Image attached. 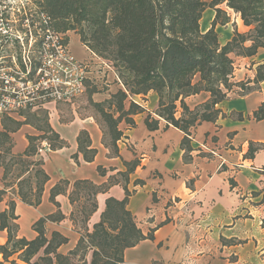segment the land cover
Segmentation results:
<instances>
[{"label": "crops", "instance_id": "obj_1", "mask_svg": "<svg viewBox=\"0 0 264 264\" xmlns=\"http://www.w3.org/2000/svg\"><path fill=\"white\" fill-rule=\"evenodd\" d=\"M220 7L226 9L225 6ZM226 11L229 22L215 26L220 45L231 39L236 27L240 33L248 29L238 14ZM214 17V9H205L200 20L202 33L211 28ZM82 46L91 56L88 61L101 63V58ZM232 58L231 79L234 82L247 81L244 84L246 90L235 87L216 105L220 114L214 122H201L191 130L189 153L181 147L184 133L171 125L165 128L166 122L155 114L158 96L154 92L131 97L144 111L132 117L134 127L125 122L119 124L123 137L117 143V156L111 155L104 147L98 124L78 104H58L51 106L49 111L31 112H45L49 126L66 144L35 157L42 158V169L49 177L37 206L22 202L17 194L18 182L29 172L14 182L8 181L11 184L5 187L4 169L0 166V190L5 191L0 201V214L8 209L10 201H14L17 237L34 239L37 233L33 224L59 211L64 219L46 221L45 231L48 238L53 231L68 238V242L58 249L60 253L67 254L81 236L73 231L70 220L73 206L69 202V194L73 183L90 180L103 185L112 178L114 182L107 192L96 195L97 210L87 222L89 231L99 221L105 200L108 197L124 199L126 187L129 193L126 208L135 217L143 235H153V240L145 239L127 248L123 264H264V113L261 119L254 115L264 104V79L257 84L253 82L258 66L264 65V50L259 49L252 57L233 55ZM102 66V73L93 66L89 75V78L99 80L97 87L106 86L105 90L92 95L94 102H102L122 88L111 65L104 63ZM104 73L108 79L106 83L101 80ZM209 98L208 93L201 92L185 98L184 102L193 109ZM179 113L178 108L177 116ZM147 114L159 121L157 130L146 128L144 119ZM5 117L7 121L23 122L25 119L21 114L0 116V132L4 130L2 120ZM82 130L89 135L90 148L96 150L91 162H86L77 149V136ZM9 134L11 152L16 155L26 150L29 136H39L42 132L32 122L21 124ZM250 147L252 153H249ZM74 154L77 155L76 160L72 158ZM133 160L139 163L126 179L122 175L127 170L125 163ZM98 167L105 170V175L98 172ZM61 180H67L69 185L65 193L54 198L59 205L56 206L49 199L50 190ZM137 180L142 183H136ZM31 185L34 191V179H31ZM6 240L7 231L0 230V245Z\"/></svg>", "mask_w": 264, "mask_h": 264}, {"label": "trees", "instance_id": "obj_2", "mask_svg": "<svg viewBox=\"0 0 264 264\" xmlns=\"http://www.w3.org/2000/svg\"><path fill=\"white\" fill-rule=\"evenodd\" d=\"M38 11L47 20V27L57 33L66 35L73 32L80 42L95 56L106 60L117 74V89L102 102H94L92 95L100 92L97 86H86V96L92 117L102 132V144L111 155L117 156V143L123 137L119 124L125 122L134 127L133 116L142 113L143 108L131 100V97L145 96L154 92L158 96L155 114L169 125L184 133L181 147L185 153L191 151L189 136L191 130L201 122H214L220 114L216 105L222 102L235 84L231 81L233 58L252 57L259 49L264 50V0H34ZM227 10L238 14L243 25L250 28L247 33L234 29L233 36L224 45H220L215 31L217 24L229 22ZM215 10L211 28L200 31V20L205 9ZM67 42L68 38L65 36ZM264 79V65L257 68L253 80L255 84ZM242 91L244 85L239 87ZM84 92V93H85ZM206 92L209 100L190 109L184 99ZM178 108L180 115L177 116ZM86 109V108H85ZM30 111L21 112L23 122L12 119L2 120L3 131L0 132V166L4 169L5 187L12 180L29 172V175L17 184L19 199L31 206L40 203L44 184L49 177L42 169V158H35L37 145L47 140L51 150L60 149L65 142L53 131L47 121V114ZM264 104L255 112V118L261 119ZM43 119V120H42ZM42 132L39 136H29V145L21 154H12L11 132L23 123H32ZM158 120L150 114L144 119L150 131L158 129ZM90 138L86 131L77 136L78 152L86 162L93 161L96 150L90 148ZM253 152L252 147L249 153ZM77 159V155H72ZM185 155V160H186ZM8 159V160H7ZM139 161L125 163L127 175L134 171ZM17 167H14V166ZM31 169V171H30ZM98 172L105 175V170L98 167ZM32 173V175H31ZM31 179H34L33 191ZM96 185L90 180H78L73 183L69 202L73 206L82 199L79 213L85 224L84 234L79 237L76 246L67 254L58 251L68 242V238L53 231L48 238L45 231L46 221H61V212L40 218L33 224L37 233L32 240L17 237L14 224L15 203L10 201L8 209L0 214V230L7 231L5 244L0 245L2 262L8 264H77L75 257H86L84 264H123V254L127 248L134 247L140 241L153 240V235H143L137 227L135 217L126 208L129 193L124 187L125 198L117 200L108 197L100 219L87 228L90 216L97 210L96 195L105 193L113 184ZM136 183H142L137 180ZM69 185L61 180L50 190V201L59 206L54 198L65 193ZM5 191L0 190V201ZM87 203V204H85ZM74 224V210L70 214Z\"/></svg>", "mask_w": 264, "mask_h": 264}, {"label": "built area", "instance_id": "obj_3", "mask_svg": "<svg viewBox=\"0 0 264 264\" xmlns=\"http://www.w3.org/2000/svg\"><path fill=\"white\" fill-rule=\"evenodd\" d=\"M6 3L0 5V116L24 111H49L58 104L73 106L91 79V64L75 59L65 36L43 24L33 33L27 19L5 18ZM28 35H27V32ZM109 66V63L105 62ZM92 82V81H91ZM51 150L47 140L39 142L37 154Z\"/></svg>", "mask_w": 264, "mask_h": 264}, {"label": "rangeland", "instance_id": "obj_4", "mask_svg": "<svg viewBox=\"0 0 264 264\" xmlns=\"http://www.w3.org/2000/svg\"><path fill=\"white\" fill-rule=\"evenodd\" d=\"M2 2L6 3V5H8V8L5 10V15H4L5 18L12 19V20L27 19L29 21L26 23L27 27H25V29L27 31L31 30V32L33 33V31L35 30V27L32 25L39 26L38 22L32 24V22H34V21H39L40 24H43V18H45V16L41 15L39 13L38 5L35 3L34 0H0V5L2 4ZM231 16H232V13H231ZM240 26H241V30H243L242 25H240ZM40 28L42 29L43 25H41ZM235 29H237V27ZM248 30H250V28L246 29V31H244L243 33H247ZM27 35H28V32H27ZM64 36H66L68 38L69 51L71 52L72 56L75 59H77L79 61L89 62L91 64V71H92L93 66H94V68L96 66L97 71L102 73V71H103L102 65H104L105 62H107L106 60L101 59V63H99V64L94 63V61H88L91 58V56H90L89 52L82 46L78 37L76 35H74L73 32H67L66 35H64ZM106 73H104V77H103V79H101L102 82H104V83H106V81H108ZM90 79L92 82L91 81L88 82V83H90L89 86H98L97 84H98L99 80H97L95 77L90 78ZM231 81L235 84H240L238 86H234L232 88V90H234L235 87H240L241 85H244L245 83H247V81L246 82L245 81L234 82L232 79H231ZM97 88H98V90H101V89L105 90L106 86L104 87L103 85H101L100 88L99 87H97ZM76 104L81 106L80 109L86 108L85 112H87L88 114H90V115L93 114L92 109L89 108V105H88L86 92L83 93L80 97H78L75 100V105ZM75 109H76V107H75ZM39 114H40L41 118H43L44 113L40 112ZM14 167H17V166L15 165ZM83 202H84L83 199L81 201H78L74 205V208H73V210H74V224L72 223V225L74 226L73 231H77V233H79L80 235L84 234V229H85V224L81 222V214L79 213V210H80L79 207H80L81 203H83ZM85 204H87V203H85ZM87 258L90 259V252H88L86 257H83L80 259L78 256L75 257L74 261L77 264H84L83 259H86V261L88 262Z\"/></svg>", "mask_w": 264, "mask_h": 264}]
</instances>
